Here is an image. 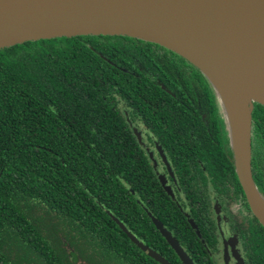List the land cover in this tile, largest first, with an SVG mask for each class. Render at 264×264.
<instances>
[{"label": "trees", "instance_id": "16d2710c", "mask_svg": "<svg viewBox=\"0 0 264 264\" xmlns=\"http://www.w3.org/2000/svg\"><path fill=\"white\" fill-rule=\"evenodd\" d=\"M153 44L101 34L0 48V264H38L40 259L73 264L56 250L27 207L58 216L81 233L85 246L91 245L95 264H162L138 244L143 242L137 236L141 231L144 244L160 239V252L177 263L154 216L152 221L146 215L141 230L137 155L144 142L132 119L150 125L159 144L172 152L178 145L174 140L184 138L180 131L188 116L193 114L196 124L203 120L198 110L193 112L196 101L185 105L167 89L169 85L183 96L205 95L219 125L217 134L225 131L233 162L212 130L206 152L217 160L211 162L220 176L230 170L239 180L212 83L184 57L191 72L158 54ZM173 74H182L181 79ZM176 215L183 223L180 211ZM13 247L25 254L19 263L11 257ZM23 247L34 249V256L21 251Z\"/></svg>", "mask_w": 264, "mask_h": 264}, {"label": "water", "instance_id": "95a60500", "mask_svg": "<svg viewBox=\"0 0 264 264\" xmlns=\"http://www.w3.org/2000/svg\"><path fill=\"white\" fill-rule=\"evenodd\" d=\"M125 35L161 44L188 59L210 80L226 121L235 167L250 206L264 224V196L252 173L247 103L238 143L233 142L217 77L227 72L264 85V0H0V48L26 41L77 35ZM154 223L183 264H195L179 241ZM141 248L173 264L149 245Z\"/></svg>", "mask_w": 264, "mask_h": 264}, {"label": "flooded vegetation", "instance_id": "af4514ba", "mask_svg": "<svg viewBox=\"0 0 264 264\" xmlns=\"http://www.w3.org/2000/svg\"><path fill=\"white\" fill-rule=\"evenodd\" d=\"M162 46L158 43L152 45L158 54L168 55L183 71H192L182 55ZM173 75L181 79L182 74ZM169 87L167 89L185 105L188 101H196L193 112L199 111L203 123L196 124L193 114H190L185 130L180 131L184 138L175 139L178 145L170 152L167 145L159 144L150 125L132 117L135 129L139 131L137 134L144 142L143 152L137 155L141 169V230L146 215L151 220V215L154 216L179 241L195 264H264V224L250 206L240 179L237 180L230 170L220 176L211 162L217 160L206 152L208 133L212 130L210 134L217 144L222 143L226 158L233 162L224 129L216 139V125H219L212 118L205 95L199 94L196 98L191 94L183 96L173 90L172 85ZM123 114L127 118L126 113ZM218 115L224 117L221 110H218ZM251 145L253 178L264 196V105L259 102L252 106ZM150 187H154L150 192L155 194L153 198L148 192ZM177 210L183 223L176 220ZM155 227L159 230L156 224ZM137 236L145 242L143 231ZM152 241L154 245L148 240L147 244L162 254L160 239L153 238ZM176 264H183L179 256Z\"/></svg>", "mask_w": 264, "mask_h": 264}, {"label": "rangeland", "instance_id": "374dc122", "mask_svg": "<svg viewBox=\"0 0 264 264\" xmlns=\"http://www.w3.org/2000/svg\"><path fill=\"white\" fill-rule=\"evenodd\" d=\"M221 111L223 113L222 109ZM27 209L31 211L35 222L41 226V230L50 239L56 250L63 255L67 261L71 259L73 264H95L94 258L90 255L91 251L89 249L91 245L87 243L86 247L85 242L81 239V233L72 230L64 219L58 216L53 218L50 213H46L42 209L28 207ZM21 251L29 252L30 256H34V252H36L34 249L28 247H23ZM11 252L12 259H15L17 263L20 262V256L25 257V254L23 252H17L15 247H13ZM35 261L36 260H34V262ZM37 263L48 264L43 259L38 260ZM23 264L29 263L23 261ZM96 264H98L97 261Z\"/></svg>", "mask_w": 264, "mask_h": 264}, {"label": "bare ground", "instance_id": "6f19581e", "mask_svg": "<svg viewBox=\"0 0 264 264\" xmlns=\"http://www.w3.org/2000/svg\"><path fill=\"white\" fill-rule=\"evenodd\" d=\"M220 75L217 82L227 110L233 142L237 144L246 117L247 103L253 98L264 102V85L251 79L229 76L227 72Z\"/></svg>", "mask_w": 264, "mask_h": 264}]
</instances>
